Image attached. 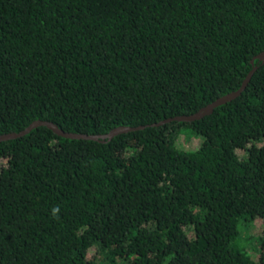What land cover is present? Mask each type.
Listing matches in <instances>:
<instances>
[{"label": "trees", "instance_id": "16d2710c", "mask_svg": "<svg viewBox=\"0 0 264 264\" xmlns=\"http://www.w3.org/2000/svg\"><path fill=\"white\" fill-rule=\"evenodd\" d=\"M262 49L264 0H0V133L143 125L0 140V264H264Z\"/></svg>", "mask_w": 264, "mask_h": 264}, {"label": "water", "instance_id": "95a60500", "mask_svg": "<svg viewBox=\"0 0 264 264\" xmlns=\"http://www.w3.org/2000/svg\"><path fill=\"white\" fill-rule=\"evenodd\" d=\"M253 58H256L260 61H264V49L260 50L256 54H254ZM253 58L250 59L251 62H252ZM254 68H255V65H252L236 89L230 90L224 94L217 96L212 101L206 103L205 105L199 107L197 110H195L189 114L174 115L171 117L164 118L162 120H158L157 122H153L151 124L152 125L160 124V123L168 121V120L190 121V120L199 118L206 113H209L215 105L222 103V102L229 100L232 97L236 96L241 91V89L244 87V85L246 84V82H247V80H248V78H249V76H250V74ZM36 125H45L46 127L50 128L53 132H55L56 134H59V135L64 136V137L91 138V139H96V140H100V141L108 140L112 135H114L118 132L132 130V129L139 128V127L143 126V125H136V126L117 125V126L110 128L107 132H104V133H99V134L89 133L88 134V133H81V132L65 131V130L61 129L60 127H58L55 123H53L50 120L34 119V120L30 121L25 127H23L22 129H20L18 131H8V132L0 133V140L21 135Z\"/></svg>", "mask_w": 264, "mask_h": 264}, {"label": "rangeland", "instance_id": "374dc122", "mask_svg": "<svg viewBox=\"0 0 264 264\" xmlns=\"http://www.w3.org/2000/svg\"><path fill=\"white\" fill-rule=\"evenodd\" d=\"M198 139L192 135L191 133L188 132H184L183 131V146L186 148H190V147H194L197 144ZM247 225H245V229H246V233L250 234L251 236H254L253 234L256 233V231L258 232V230L260 229V225H261V221L260 220H253V221H248L246 222ZM240 229V228H239ZM244 230L243 227L241 229V234H243ZM254 239H252V237H250L249 239H246L244 241L245 244H251L253 245V241ZM240 243H242V241H240ZM252 251H254V248H250Z\"/></svg>", "mask_w": 264, "mask_h": 264}]
</instances>
